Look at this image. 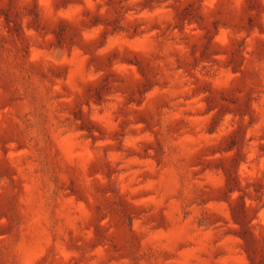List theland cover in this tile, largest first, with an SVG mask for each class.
<instances>
[{"label": "rangeland", "instance_id": "374dc122", "mask_svg": "<svg viewBox=\"0 0 264 264\" xmlns=\"http://www.w3.org/2000/svg\"><path fill=\"white\" fill-rule=\"evenodd\" d=\"M44 2L0 0V264H264V41L212 60L220 0ZM190 25L180 83L150 48Z\"/></svg>", "mask_w": 264, "mask_h": 264}, {"label": "clouds", "instance_id": "9594fccd", "mask_svg": "<svg viewBox=\"0 0 264 264\" xmlns=\"http://www.w3.org/2000/svg\"><path fill=\"white\" fill-rule=\"evenodd\" d=\"M166 3H171V0H166ZM214 4H216V0H212V3H208V0H205V10H210ZM250 4H254L255 6L250 7ZM44 6L47 7L46 0ZM220 6L225 12V26L220 27L214 24V27L220 28V35L217 37V40L225 47L221 49L222 54L211 57V59L223 63L225 60H228L233 53L239 56L241 50H243V54L248 57V60L253 59L255 43L257 41H264V0H220ZM57 15L64 16L65 14L63 10H59L57 11ZM249 21H251V24H249ZM193 28H195V25H190L186 29V32L193 37V39L189 41L181 42L179 36L176 37L175 41H172L170 37L168 39L158 37L150 48L154 56L162 58L157 59L155 63L161 66L165 64L168 65V74L174 78H178L180 83L188 79L184 73L192 70L193 61L200 64V67L205 66L200 63V52L202 49L199 47L195 50L192 49V45L198 43L194 38L198 35H202L199 30L193 32ZM206 30L207 29H205V31ZM95 31H100V28L97 27ZM171 35L176 36V32L173 31ZM244 40L248 41L247 46L241 43ZM229 41H232V43L230 44ZM176 61L180 64L178 70ZM247 62L246 60L245 64H247ZM196 72H199V68H196ZM102 75L103 73H97L96 76H90L89 79L95 80L97 76ZM232 79L235 83L236 77H232ZM192 80H195V77H193ZM192 80H188V90L198 86L194 84ZM174 82H176V80H174ZM262 103H264V101H262ZM93 119H96V117H93ZM236 119L243 123L246 122L247 118L244 117L243 114H239ZM131 143V141H126V144Z\"/></svg>", "mask_w": 264, "mask_h": 264}]
</instances>
